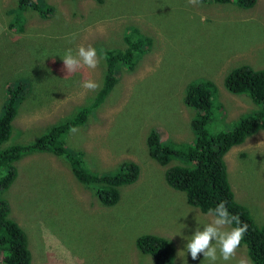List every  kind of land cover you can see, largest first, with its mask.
Here are the masks:
<instances>
[{"label":"rangeland","instance_id":"obj_1","mask_svg":"<svg viewBox=\"0 0 264 264\" xmlns=\"http://www.w3.org/2000/svg\"><path fill=\"white\" fill-rule=\"evenodd\" d=\"M44 1L45 8L55 6L48 17L18 10L23 22L8 27L15 16L9 8L18 0H0V149L34 141L93 101L98 89L87 91L82 83L102 82L104 59L95 70L68 74L62 59L68 49L75 54L79 46L91 44L102 56L104 48H123L124 28L133 22L153 44L132 69L119 68L113 88L86 123L56 141L73 153L82 151L91 171L109 172L127 161L138 165L136 180L118 187L114 204L100 202L62 155L33 152L15 162V179L3 195L9 217L26 233L30 264H152L151 255L135 245L142 234L171 240L170 264H182L180 250L187 264H210L203 254L192 260L185 246L197 225L212 217L166 183L165 169L179 160L161 165L150 155L146 137L156 129L164 140L193 139V111L184 94L200 78L215 83L216 100L225 110L223 119L216 112L209 125L212 132L221 125L232 127L256 108L247 94L229 91L223 80L239 64L264 68V0L250 8L219 0H201L199 5L188 0H122L121 8H105L94 0ZM141 2V9L152 12L124 15L127 3H134L135 12ZM158 7L166 15L151 16ZM16 85H21L20 93L8 106V90ZM224 159L234 199L262 226L264 129L233 146ZM241 257L249 258L244 245L236 258L216 264H237Z\"/></svg>","mask_w":264,"mask_h":264},{"label":"trees","instance_id":"obj_2","mask_svg":"<svg viewBox=\"0 0 264 264\" xmlns=\"http://www.w3.org/2000/svg\"><path fill=\"white\" fill-rule=\"evenodd\" d=\"M94 1L97 4H104L105 8H119V5H122V0ZM219 1H232L243 8L252 7L256 2V0ZM44 2V0H18L16 7L9 8L10 14L15 13V16L8 22V27L23 22L18 10H33L43 18L48 17L55 6L51 5L47 7L50 9H47L42 5ZM133 4L125 5L124 15L140 12L146 16L152 12L148 8L141 9L142 2L138 6L135 5L141 10L132 12ZM155 10L157 11L151 16L166 15L160 7ZM136 24L133 22L124 28L123 48L102 49L105 62L103 78L92 102L78 107L66 121L50 126L34 141L12 144L0 149V264H30L26 233L9 217V203L3 195L15 179L17 171L15 162L22 156L33 152H51L64 156L77 180L91 187L98 200L105 205H112L117 201L120 185L131 184L136 180L139 168L135 162H122L109 172H95L87 166L82 151L73 153L65 145L56 143L72 127L86 123L88 115L104 101L113 88L120 67L132 69L136 60L150 50L153 44L152 37L144 33ZM20 28L25 29L24 25ZM223 84L231 92L247 94L256 108L240 117L232 127L226 128L221 125L218 131L212 132L209 125L216 112H220L223 119L225 110L223 104L216 100L215 83L208 78H200L190 82L184 94L186 105L193 111L189 120L193 139L164 140L154 129L148 133L146 144L150 155L161 165H167L173 158L179 160V163L165 169L164 179L173 189L184 192L188 204L208 213L221 200L227 201L230 213L238 214L241 222L248 225L247 233L241 242L246 248L247 256L253 264H264V223L260 227L257 226L249 210L234 199L224 159V155L232 146L242 144L248 136L264 129V68L255 69L249 64H239L226 73ZM20 90L21 85L9 88L8 106L14 105ZM2 119L0 118V122ZM135 245L142 252L151 255L152 264L172 262L174 249L169 239L153 234H142L135 239Z\"/></svg>","mask_w":264,"mask_h":264},{"label":"clouds","instance_id":"obj_3","mask_svg":"<svg viewBox=\"0 0 264 264\" xmlns=\"http://www.w3.org/2000/svg\"><path fill=\"white\" fill-rule=\"evenodd\" d=\"M188 3L199 5L201 0H188ZM102 58L104 57L98 54L97 48L91 44L79 46L75 54L72 49H68L62 57L64 68L68 74L85 68L95 70ZM100 87L101 83L92 79H87L82 83V88L87 91H96ZM77 131L76 127L70 129L72 133ZM208 213L212 219L202 227L197 225L190 239L186 238L188 242L185 248L187 252H190L192 260L198 259L199 255L203 254L204 259L208 260L210 264H216L218 260L229 262L236 258L237 250L247 233L248 225L241 222L238 214L230 213L227 201L224 200H221ZM177 255L181 258L182 264H187L184 250L178 251ZM237 264H253V262L250 258L241 257Z\"/></svg>","mask_w":264,"mask_h":264},{"label":"crops","instance_id":"obj_4","mask_svg":"<svg viewBox=\"0 0 264 264\" xmlns=\"http://www.w3.org/2000/svg\"><path fill=\"white\" fill-rule=\"evenodd\" d=\"M205 215H208V213H204ZM210 217V216H209Z\"/></svg>","mask_w":264,"mask_h":264}]
</instances>
